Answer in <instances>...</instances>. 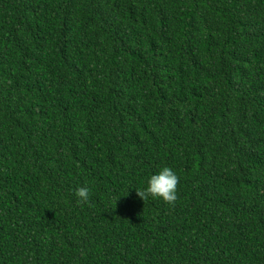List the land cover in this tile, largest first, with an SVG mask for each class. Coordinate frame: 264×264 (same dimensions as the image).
<instances>
[{
  "label": "trees",
  "instance_id": "obj_1",
  "mask_svg": "<svg viewBox=\"0 0 264 264\" xmlns=\"http://www.w3.org/2000/svg\"><path fill=\"white\" fill-rule=\"evenodd\" d=\"M0 264H264V0H0Z\"/></svg>",
  "mask_w": 264,
  "mask_h": 264
},
{
  "label": "clouds",
  "instance_id": "obj_2",
  "mask_svg": "<svg viewBox=\"0 0 264 264\" xmlns=\"http://www.w3.org/2000/svg\"><path fill=\"white\" fill-rule=\"evenodd\" d=\"M179 176L171 167H162L147 180V187L137 190V194L142 198H161L171 204L177 200V185ZM89 188L82 187L77 191V196L84 202L89 199Z\"/></svg>",
  "mask_w": 264,
  "mask_h": 264
}]
</instances>
